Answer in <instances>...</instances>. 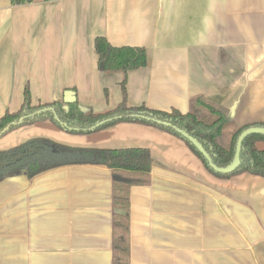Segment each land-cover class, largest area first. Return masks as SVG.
Returning a JSON list of instances; mask_svg holds the SVG:
<instances>
[{"label":"crops","instance_id":"0c3cea01","mask_svg":"<svg viewBox=\"0 0 264 264\" xmlns=\"http://www.w3.org/2000/svg\"><path fill=\"white\" fill-rule=\"evenodd\" d=\"M99 37L146 49L147 66L100 72ZM124 80L130 107L188 114L201 97L239 127L264 123V0H0V118L21 109L26 87L33 105L72 91L103 114L121 103ZM34 140L151 153L149 183L129 193L130 264H264L263 177L219 179L181 139L138 123L85 135L23 126L0 138V154ZM6 158L0 264H113V168L56 157L64 163L28 178L24 153Z\"/></svg>","mask_w":264,"mask_h":264},{"label":"trees","instance_id":"16d2710c","mask_svg":"<svg viewBox=\"0 0 264 264\" xmlns=\"http://www.w3.org/2000/svg\"><path fill=\"white\" fill-rule=\"evenodd\" d=\"M15 4L32 0H11ZM100 72H123L125 74L145 68L148 53L144 48L113 47L105 38L95 40ZM127 80L121 83L122 101L113 110L98 114L93 110H83L78 102L65 104L54 101L33 105L29 88L24 92V102L16 113H6L0 118V138L23 126L50 121L59 129L75 135L91 134L113 127L119 123H138L163 130L181 139L202 161L205 168L215 177L229 180L232 177L250 174L264 178V150L258 148L264 143V134H251L241 144L240 164L230 173L215 171L197 147L178 130L196 139L209 154L212 163L218 168L228 167L234 160L240 135L250 128H264V123L244 127L236 125L232 114L213 103L196 97L191 102V112L182 114L177 110L163 112L142 105L130 107L127 97ZM163 123L169 124L166 126ZM29 147L35 148V154L41 157L31 159L27 153ZM39 152V153H38ZM24 153L27 161L19 168L25 169L28 178L56 168V157L65 159V164H104L114 169L113 207H114V262L130 264V189L135 185L149 183L146 179L151 171V153L143 149L101 151L72 149L50 141L34 140L17 149L0 154V158ZM3 177L0 176V179Z\"/></svg>","mask_w":264,"mask_h":264},{"label":"water","instance_id":"95a60500","mask_svg":"<svg viewBox=\"0 0 264 264\" xmlns=\"http://www.w3.org/2000/svg\"><path fill=\"white\" fill-rule=\"evenodd\" d=\"M64 102L65 104L69 105V104H73L75 102H77V97L75 95L74 92L72 91H67L65 93V97H64ZM166 126H170L169 124L163 123ZM182 135H184L186 138H188L196 147L197 149L204 155V157L207 159V161L209 162V164L211 165V167L219 172V173H230L232 171H234L240 164V149H241V144L242 141L249 135L251 134H264V128H250L246 131H244L237 142V151H236V155L235 158L233 160V162L226 168H218L216 167L212 161L211 158L209 156V154L205 151V149L203 148V146L194 138L190 137L187 133L178 130ZM1 165V164H0Z\"/></svg>","mask_w":264,"mask_h":264},{"label":"flooded vegetation","instance_id":"af4514ba","mask_svg":"<svg viewBox=\"0 0 264 264\" xmlns=\"http://www.w3.org/2000/svg\"><path fill=\"white\" fill-rule=\"evenodd\" d=\"M2 159L4 160V158H2ZM5 159H7V160H6L7 162L11 160V158H5Z\"/></svg>","mask_w":264,"mask_h":264}]
</instances>
